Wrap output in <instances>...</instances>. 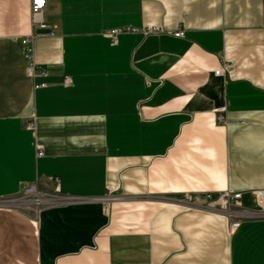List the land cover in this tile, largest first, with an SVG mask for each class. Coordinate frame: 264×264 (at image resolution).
<instances>
[{
  "label": "crops",
  "instance_id": "1",
  "mask_svg": "<svg viewBox=\"0 0 264 264\" xmlns=\"http://www.w3.org/2000/svg\"><path fill=\"white\" fill-rule=\"evenodd\" d=\"M30 4L0 0V264H264V218L205 207L264 190V0H47L35 78Z\"/></svg>",
  "mask_w": 264,
  "mask_h": 264
},
{
  "label": "built area",
  "instance_id": "2",
  "mask_svg": "<svg viewBox=\"0 0 264 264\" xmlns=\"http://www.w3.org/2000/svg\"><path fill=\"white\" fill-rule=\"evenodd\" d=\"M47 0H31L30 4V18H31V26L32 31L30 34L26 36H22L20 38V45L24 50V59L26 61V67H25V73L30 78L35 77H45L46 72L44 69L40 68L37 71V64L35 62L34 58V41L37 37L43 36L42 33H39V31H45L49 30L48 35H53V31L51 28H49L44 20H43V11L46 7ZM163 30L160 27H146V28H136V27H120L115 28L113 30H110L104 34L106 38L110 40V42L113 45H116L118 43V37L121 34L125 33H142L144 36L152 35V34H160ZM176 38H183L184 32L182 30H179L177 32H174L172 34ZM231 65L227 62H223L220 68L214 71V74L216 76H225L230 73ZM69 78L65 79V83H69ZM46 87L45 83H40L35 85V88H44ZM30 128L33 129V124L29 125ZM37 156H42L43 152L41 148H38ZM57 183V180H54ZM35 185H31L25 189H27L28 192H36ZM33 189V191H32ZM118 188H114L113 186L108 187L107 193L104 197L99 198L104 203L108 204L111 201H114L119 198L118 195L115 193L117 192ZM37 193V192H36ZM242 197L241 192H235L232 190H227L225 192H222L218 194L216 197H212L211 194L206 195V209L212 210V211H218L222 213L223 215L227 216L232 220L231 222V229H235L239 226L240 221L248 218H264V190H257L255 192V198L258 210L256 213H251L248 211H237L233 210L230 206L233 203L238 202ZM181 201L187 205L190 206H197L198 204L192 202L190 200V197L188 194H183L180 196ZM45 198H41L39 196V193L34 199L33 204L36 208V211H38L39 207L45 204Z\"/></svg>",
  "mask_w": 264,
  "mask_h": 264
},
{
  "label": "rangeland",
  "instance_id": "3",
  "mask_svg": "<svg viewBox=\"0 0 264 264\" xmlns=\"http://www.w3.org/2000/svg\"><path fill=\"white\" fill-rule=\"evenodd\" d=\"M114 187V186H113ZM116 188V187H114ZM118 188V187H117ZM36 192H28L27 189H24L17 197L16 202L25 210H30L31 212H35L36 208L33 204L34 199H36L38 193L41 198H44L45 196L43 193H40L41 190H39L37 187L35 188ZM117 193V192H116ZM30 206V207H29Z\"/></svg>",
  "mask_w": 264,
  "mask_h": 264
},
{
  "label": "bare ground",
  "instance_id": "4",
  "mask_svg": "<svg viewBox=\"0 0 264 264\" xmlns=\"http://www.w3.org/2000/svg\"><path fill=\"white\" fill-rule=\"evenodd\" d=\"M32 191H33V189H32ZM98 202V201H97Z\"/></svg>",
  "mask_w": 264,
  "mask_h": 264
},
{
  "label": "snow or ice",
  "instance_id": "5",
  "mask_svg": "<svg viewBox=\"0 0 264 264\" xmlns=\"http://www.w3.org/2000/svg\"><path fill=\"white\" fill-rule=\"evenodd\" d=\"M38 2H39V0H38Z\"/></svg>",
  "mask_w": 264,
  "mask_h": 264
}]
</instances>
